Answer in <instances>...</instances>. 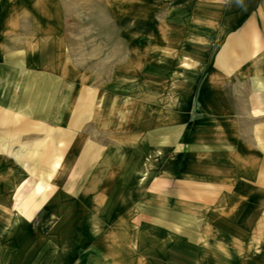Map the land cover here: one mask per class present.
I'll return each instance as SVG.
<instances>
[{
	"label": "crops",
	"instance_id": "crops-1",
	"mask_svg": "<svg viewBox=\"0 0 264 264\" xmlns=\"http://www.w3.org/2000/svg\"><path fill=\"white\" fill-rule=\"evenodd\" d=\"M0 264H264V0H0Z\"/></svg>",
	"mask_w": 264,
	"mask_h": 264
},
{
	"label": "rangeland",
	"instance_id": "rangeland-1",
	"mask_svg": "<svg viewBox=\"0 0 264 264\" xmlns=\"http://www.w3.org/2000/svg\"><path fill=\"white\" fill-rule=\"evenodd\" d=\"M32 224V227L34 226V225H36L37 223H31ZM76 227H74L75 229H80V224L79 223H73ZM129 250H130V248L129 247H126V246H121L120 247V251H122V252H120L119 254H118V256H119V260H121V261H131V260H133V259H131V257H133V255H131V254H129ZM134 260H136V259H134ZM139 260H142L141 258L139 259Z\"/></svg>",
	"mask_w": 264,
	"mask_h": 264
}]
</instances>
